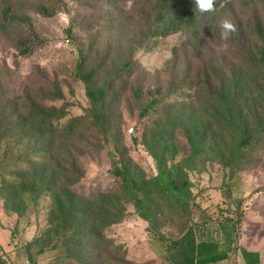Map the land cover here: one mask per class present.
<instances>
[{"label":"rangeland","instance_id":"1","mask_svg":"<svg viewBox=\"0 0 264 264\" xmlns=\"http://www.w3.org/2000/svg\"><path fill=\"white\" fill-rule=\"evenodd\" d=\"M38 1L0 0V13L10 6L26 15L46 41L24 56L16 46L24 29L0 26V110L23 112L27 102L54 108L64 112L61 129L92 112L85 85L74 77L81 51L89 54L84 71L97 67L93 89H108L107 102L115 94L119 98L102 133L81 128L71 136L36 140L46 150L39 172L53 175L59 187L76 189L88 216L63 227L54 220V192L10 201L0 193V264H31V242L38 264H167L158 235L177 238L188 224L184 204L169 183H188L200 209H235L223 198L226 164L246 131L258 141L230 184L232 199L242 200L249 212L245 245L264 255V64L254 32L255 25L264 27L261 7L249 2L245 11L233 0V13L220 15L219 26L228 19L237 28L227 49L221 47V29L217 41L204 38L200 49L189 32L145 43L131 62L138 72L129 76L128 43L148 31L149 0H58L60 12L52 19L35 11ZM156 90L157 106L142 117L151 101L148 93ZM27 146L18 149L24 153ZM115 161L143 186L149 221L138 213L134 194L111 193L117 190L110 172ZM90 188L100 194L90 198ZM109 216L121 220L104 226ZM87 232L97 237L86 239ZM42 248L45 254L36 256Z\"/></svg>","mask_w":264,"mask_h":264},{"label":"trees","instance_id":"2","mask_svg":"<svg viewBox=\"0 0 264 264\" xmlns=\"http://www.w3.org/2000/svg\"><path fill=\"white\" fill-rule=\"evenodd\" d=\"M151 4V23L148 31L137 33L128 43L127 60L124 67L128 69L129 76L138 72L137 64H132L133 56L141 50L145 43L156 44L158 40L166 39L180 32H189L197 49L202 47V39L212 41L219 39L220 26L216 23L221 16L233 13V0H227L223 8L217 0L215 12L201 14L195 9L194 0H149ZM242 9L250 10L252 4L260 6L264 12V0H240ZM250 2V4H249ZM35 11L46 19L54 18L60 12L58 0H39ZM221 15V16H220ZM23 28V35L16 41V46L24 56H30L46 43L36 35L30 19L26 15H17L12 7H3L0 13V26L5 25ZM254 32L261 43L259 63L264 64V27L254 26ZM67 42H70L68 39ZM154 48V46H152ZM89 54L83 51L79 54L74 77L86 87V95L94 105L92 112L84 117L76 118L60 128L59 121L64 117V112L54 108H44L36 103L27 102L24 111L12 107L0 110V193H5L6 201H10L18 195L40 199L46 194L54 192V220L56 223L67 227L68 223L79 217H86L85 205L79 204L81 198L76 189L59 187L55 183L53 175L46 176L39 172L43 163L41 157L46 150L40 147L36 140H53L60 135H73L77 130L91 131L96 129L102 133L111 124L113 110L119 98L115 94L107 102L108 89L95 91L92 81L96 75L97 67H91L88 71L84 68L88 62ZM158 92V93H157ZM142 91L137 90L138 98L142 97ZM151 99L147 108L142 112L144 117L150 110L157 106L155 99L159 91L149 92ZM60 93L56 98H60ZM101 104L98 108L97 105ZM258 141L256 135L246 131L243 139L233 148L228 158L226 167L230 169L228 183L224 185L223 198L228 200L235 209L229 211L212 212L208 208L200 209L194 195L186 182L178 183L171 181V189L178 193L184 204L187 226L177 238H168L163 234L158 235V241L163 248V259L167 264H218L223 261H232L241 257L245 264H264V258L260 252L249 251L245 246L244 230L249 219V212L243 209L242 200L234 201L232 198L231 182L234 181L246 159V152ZM28 146V151L21 153L18 147L23 143ZM117 190L135 195L136 207L140 216L149 221L148 206L143 186L131 175L130 170L121 162L115 161L111 169ZM5 184V186H3ZM56 188H60L56 191ZM96 190L89 189L90 198L100 194ZM96 195V196H94ZM226 200V201H227ZM225 201V202H226ZM183 208V210H184ZM198 208V212L193 211ZM121 217L109 216L104 226L119 223ZM189 221V222H188ZM97 237L93 232H87L84 238ZM33 243L27 244L28 258L31 264H38L35 256L31 253ZM45 249L36 252V256L45 254Z\"/></svg>","mask_w":264,"mask_h":264},{"label":"clouds","instance_id":"3","mask_svg":"<svg viewBox=\"0 0 264 264\" xmlns=\"http://www.w3.org/2000/svg\"><path fill=\"white\" fill-rule=\"evenodd\" d=\"M226 2L227 0H223V2L220 3V7L223 8ZM194 3V10L201 14L215 12L217 10V0H194ZM220 29V39L224 41V44L221 47L222 49H227V42L230 40L231 35L237 30L236 25L232 21L224 19L220 22Z\"/></svg>","mask_w":264,"mask_h":264},{"label":"crops","instance_id":"4","mask_svg":"<svg viewBox=\"0 0 264 264\" xmlns=\"http://www.w3.org/2000/svg\"><path fill=\"white\" fill-rule=\"evenodd\" d=\"M246 246V245H245ZM246 248L249 250V251H252V252H260L262 254V257L264 258V255L263 253L260 251V249H251V248H248L246 246ZM218 264H245L244 260L241 258V257H238L236 259H233L232 261H223V262H220Z\"/></svg>","mask_w":264,"mask_h":264}]
</instances>
